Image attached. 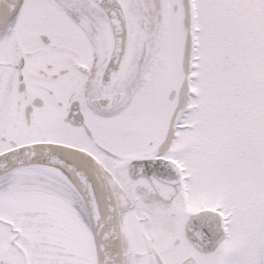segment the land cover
I'll return each instance as SVG.
<instances>
[{
  "label": "snow or ice",
  "instance_id": "obj_1",
  "mask_svg": "<svg viewBox=\"0 0 264 264\" xmlns=\"http://www.w3.org/2000/svg\"><path fill=\"white\" fill-rule=\"evenodd\" d=\"M0 264H264V0H0Z\"/></svg>",
  "mask_w": 264,
  "mask_h": 264
}]
</instances>
